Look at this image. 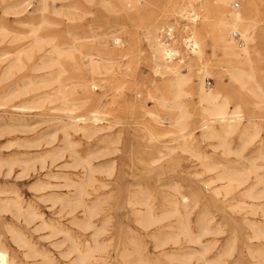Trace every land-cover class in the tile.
Masks as SVG:
<instances>
[{
	"label": "rangeland",
	"instance_id": "obj_1",
	"mask_svg": "<svg viewBox=\"0 0 264 264\" xmlns=\"http://www.w3.org/2000/svg\"><path fill=\"white\" fill-rule=\"evenodd\" d=\"M234 2L254 24L261 79L264 0ZM216 7L0 0V264H81L87 252L85 264H264V111L248 104L226 136L219 124L207 133L198 109L175 127L174 75L154 73L157 41L167 42L180 73L190 66L198 83L207 69L208 87L221 77L224 94L235 90L231 70L250 65L243 40L225 49L231 30L218 29Z\"/></svg>",
	"mask_w": 264,
	"mask_h": 264
},
{
	"label": "bare ground",
	"instance_id": "obj_2",
	"mask_svg": "<svg viewBox=\"0 0 264 264\" xmlns=\"http://www.w3.org/2000/svg\"><path fill=\"white\" fill-rule=\"evenodd\" d=\"M216 2H217V7L215 9L216 13L221 12L224 15V17L220 18L218 20L219 22L216 23V25L219 26V28L218 27L217 28L218 29H220V28H222V29L229 28L231 30V34L229 36V45H227L226 43H224V40L222 39V41L224 43L225 49H227V46L229 48H231V46L232 47L235 46V44L233 43V41L234 40H237V39L234 36V32H237L238 34H240L241 40H243V42H241L240 44H238V48H240V52H239V54L238 53L237 54L240 57H244L245 62L248 65H250V70L249 71H246V70H244L242 68H235V69L231 70V79L234 80L235 83H236V86L233 85V86H235V90L232 89L229 93L226 92L224 94V92H223L224 85H223V82H222L221 77L216 82L215 87H208L207 84H206V77L207 76H210L211 75V72H209L207 69L203 71L204 73H202V75L200 76V81L198 83H195L194 82V78H193V74L191 72V67L190 66H188L187 72L180 73L178 71V67H179V64L181 62H183V60H179L178 62H174V59H175L174 57L178 54L179 51L178 50H175L174 48H172L171 47V44H169L167 42L157 41L156 48H155V53L157 54V57L155 58L156 59V63H155V68H154L155 69L154 70L155 72L154 73L158 72V70L164 69L166 72H171L174 75V77L172 79V84L175 87V91H174V94H173V103L170 104L173 107V109L176 110V112H175V119L172 122V125L173 126L178 127V128H181L182 125H183V123H184V121H185L184 118L187 116V114L189 112H191V111H196L198 109L201 112L202 116H203V123H202L203 124V129L207 133H209V132L210 133H213L212 128H214V126L216 124H219L220 125V128L222 129V132H223L222 135L226 136V135L230 134L235 128H237L240 125V123L242 121V113L244 112V109L245 108H248V104H252V106H254L255 108H258L259 111H264V73L261 74V79H259V76H258L259 69L257 67H255V65H254L255 63H258L259 62V58L257 56L256 51H254V49L251 46V42H253L255 40V38L253 36V33H252V30H253V27H254V24L252 23V21H250L246 17V15L244 13H242V12L239 11V8L240 7L237 8V9L235 7L233 10H231V8H230L231 3H233L234 6L236 4L234 2V0H216ZM43 12H44V10H43ZM194 15L196 16V18L199 17V15H197V14H194ZM104 16H106V15H104ZM102 24H104V23H102ZM169 31L172 32L173 29H169ZM170 35L172 36V33ZM187 40L188 41H187V44L186 45L188 46V49L191 50V53L194 54V56L198 59V61L201 60L203 58V51H202V46H200V43L198 41H194V38L193 37H190ZM238 42H240V41H238ZM200 47H201V49H200ZM13 52H15V51H13ZM90 63H91V67H92V73L98 74V75H105L106 74L102 70V65H101V63L97 59L91 58L90 59ZM38 64H40V63H38ZM234 64H236V63H234ZM32 81H34V80L32 79ZM7 86H9V85H7ZM54 88H55V86H54ZM234 92H236L237 96H233V93ZM149 95H151V94H149ZM195 97H197L199 99V101H198L199 102V105L198 106H196V104L194 102V98ZM53 100H55V99H53ZM41 103H43V102H41ZM61 108H62V105H61ZM152 116H153V118L158 123H163V120L159 117V114L158 113L154 112V113H152ZM80 117H83V116H78V115L77 116H73L71 114V118L73 120H75L73 123H75L77 121H81V120H86V118H80ZM92 117H94V121H96V122L97 121H100V119H101V118H98L97 111L92 112ZM50 121H51V119H50ZM71 122H72V120H71ZM82 128H86V127L84 126ZM181 129H183V128H181ZM207 139H209V138H207ZM186 142H187V139H186ZM170 151H171V149H170ZM255 165H258V164H255ZM257 175L259 176L260 179H262L260 173H258ZM257 189H259V188H257ZM263 191H264V189H263ZM14 207H15L16 211L19 214L22 213L23 206H22V204L18 200H16L14 202ZM26 214L28 216L35 215L30 210H27L26 211ZM152 215H154V214H152ZM147 217L148 216L146 215V220H147ZM152 219H153V217H152ZM153 220H155V219H153ZM160 220H161V216H160L159 221ZM144 221H145V219H144ZM142 222H143V220H142ZM247 222H248V220H247ZM148 223H151V221L148 222ZM154 223H156V221ZM153 224H152V226H153ZM144 225H145V223H144ZM147 225H150V224H147ZM87 226H89V224H87ZM181 226L184 229V232L185 233H187V234H190L191 233L190 230H189V225L187 223H184ZM147 227H149V226H147ZM170 227H172V226H170ZM213 227H215V226H213ZM169 236H168V238H169ZM152 237H153V235H152ZM17 238L20 239L19 238V234H18V237ZM25 245H27V244H25ZM74 248H75V250H77L79 252V250H78V248L76 246H74ZM191 248H192V246H191ZM198 254H199V252H198ZM185 255H187V254H185ZM200 255H201V252H200ZM88 256H89V252H87V254H80L79 257H78L79 262L81 264H85V262L88 259Z\"/></svg>",
	"mask_w": 264,
	"mask_h": 264
},
{
	"label": "built area",
	"instance_id": "obj_3",
	"mask_svg": "<svg viewBox=\"0 0 264 264\" xmlns=\"http://www.w3.org/2000/svg\"><path fill=\"white\" fill-rule=\"evenodd\" d=\"M235 7H236V8H239V7H240V6H239V3H236V4H235ZM234 36H235V38L237 39V41H240V42L242 41V40H241V36H240V34H238L237 32H234Z\"/></svg>",
	"mask_w": 264,
	"mask_h": 264
}]
</instances>
